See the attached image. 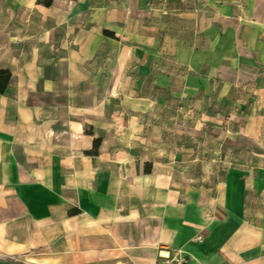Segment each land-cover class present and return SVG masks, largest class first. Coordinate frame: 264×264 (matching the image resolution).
Here are the masks:
<instances>
[{
  "label": "crops",
  "instance_id": "crops-1",
  "mask_svg": "<svg viewBox=\"0 0 264 264\" xmlns=\"http://www.w3.org/2000/svg\"><path fill=\"white\" fill-rule=\"evenodd\" d=\"M0 71V264H264V0H0ZM167 94L252 169L123 150L156 136L103 103Z\"/></svg>",
  "mask_w": 264,
  "mask_h": 264
},
{
  "label": "rangeland",
  "instance_id": "rangeland-1",
  "mask_svg": "<svg viewBox=\"0 0 264 264\" xmlns=\"http://www.w3.org/2000/svg\"><path fill=\"white\" fill-rule=\"evenodd\" d=\"M156 90V86L148 88V92ZM144 101L142 97H138L131 104L124 103L123 99L112 101L111 104L109 101L103 103L107 110L110 105L117 108V115H123V122L136 117L140 123H148V132H144L141 138H145L147 134L156 136L148 148L140 140L130 139L132 142L121 146L123 150L141 160L150 158V165L174 170L187 182L198 187L216 188L221 183L222 174L235 167L252 169L247 164L231 162L245 161L248 149L239 151L222 147L221 141L231 137V134L211 129L210 122L203 115L201 102L193 103L192 106L188 98L167 94L163 106L158 105L157 99L152 101L151 116L145 113ZM133 111H136L137 116L132 115Z\"/></svg>",
  "mask_w": 264,
  "mask_h": 264
},
{
  "label": "trees",
  "instance_id": "trees-1",
  "mask_svg": "<svg viewBox=\"0 0 264 264\" xmlns=\"http://www.w3.org/2000/svg\"><path fill=\"white\" fill-rule=\"evenodd\" d=\"M0 77H3L2 84L0 85V93H3L7 81L9 80V73L5 71H0Z\"/></svg>",
  "mask_w": 264,
  "mask_h": 264
},
{
  "label": "built area",
  "instance_id": "built-area-1",
  "mask_svg": "<svg viewBox=\"0 0 264 264\" xmlns=\"http://www.w3.org/2000/svg\"><path fill=\"white\" fill-rule=\"evenodd\" d=\"M160 264H186V260L181 257H173L166 262L160 263Z\"/></svg>",
  "mask_w": 264,
  "mask_h": 264
}]
</instances>
